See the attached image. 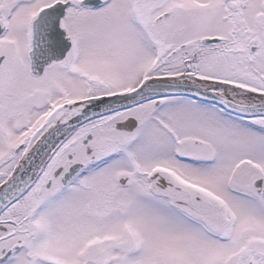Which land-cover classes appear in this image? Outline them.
<instances>
[{
  "label": "snow or ice",
  "instance_id": "1",
  "mask_svg": "<svg viewBox=\"0 0 264 264\" xmlns=\"http://www.w3.org/2000/svg\"><path fill=\"white\" fill-rule=\"evenodd\" d=\"M0 264H264V0H0Z\"/></svg>",
  "mask_w": 264,
  "mask_h": 264
}]
</instances>
